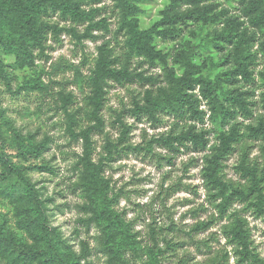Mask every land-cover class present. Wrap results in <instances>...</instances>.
<instances>
[{"label":"trees","instance_id":"obj_1","mask_svg":"<svg viewBox=\"0 0 264 264\" xmlns=\"http://www.w3.org/2000/svg\"><path fill=\"white\" fill-rule=\"evenodd\" d=\"M110 1L111 7L103 5L105 0H0V76L9 89L4 57L14 58L15 67L27 71L36 68L38 60H51L47 51L53 45L49 42L61 45L63 34L79 45L102 41L94 59L84 53L76 65L61 58L51 64L50 71L26 77L22 86L51 97L53 108L49 110L60 118L57 126L69 145L81 147V153H74L70 178L82 198L78 223L88 230L96 228V250L106 256V264H132L131 260L161 264L160 257L176 245L170 242L167 250L161 249L153 225L150 234L154 244L140 240L135 222L127 219V211L119 209L125 194L116 190L107 172L130 152L152 153L155 145L172 154L191 150L202 156V187L208 203L219 214L197 223L192 231L205 232L224 220L221 233L234 247L237 264H264L253 246L249 223L241 215V211L250 210L257 217L264 215V162L251 157L258 145L264 161V115L255 116L256 91L264 89V67L258 70V60L264 64V0H228L237 3L234 12L223 8L219 0H171L161 18L147 29L141 26L144 0ZM110 10L111 15H107ZM206 29L210 33L205 34ZM159 41L176 44L172 51H164ZM202 48H214L222 54L217 62L209 61L210 69L198 60ZM222 67L226 71L212 78L210 70ZM156 68L161 69V75L148 74ZM59 71L71 72L73 77L61 82L56 79ZM43 75L49 83L43 81ZM113 84L141 87L133 93L129 107L114 112L113 123L120 128L116 140L105 133L103 114ZM55 86L59 87L56 92ZM69 86L77 88L79 95L68 90ZM204 103L208 110L202 109ZM258 104L264 110V92ZM126 115L138 124L146 122L152 128L166 125L169 130L150 141L143 131V143L134 146L130 140L134 127L125 121ZM239 117L253 121L244 124ZM207 120L217 127L213 144L214 130L203 127ZM8 123L0 108V196L12 206L16 219L15 230L1 215L0 264H92L90 243L82 240L80 253L72 251L60 229L51 223L47 200L25 174L38 168L36 162L52 137L46 135L40 144L32 135L5 129ZM5 132L11 134V141ZM96 135L104 139L99 153ZM237 150L240 163L236 171L244 184L224 176L223 161ZM169 162L172 164L173 158ZM41 164L44 168L45 163ZM238 202L242 210L231 213ZM229 260L225 251L207 264Z\"/></svg>","mask_w":264,"mask_h":264},{"label":"rangeland","instance_id":"obj_2","mask_svg":"<svg viewBox=\"0 0 264 264\" xmlns=\"http://www.w3.org/2000/svg\"><path fill=\"white\" fill-rule=\"evenodd\" d=\"M170 1L144 0L141 4L143 9L142 28L147 29L158 21L161 18V11L169 5ZM218 2L223 8H229L233 12L237 9L236 2L228 0H219ZM103 5L112 6L110 0H105ZM111 12V10L108 11L107 15H111ZM206 33H210L209 30L206 29ZM62 42L57 46L50 41L53 49L50 48L47 55L51 60L48 63L38 60L36 68L33 70H19L15 67L14 58H3L11 80V87L9 89L5 80L0 76V108L5 111L9 121L5 129H15L24 136L32 135L40 144L45 141L46 135L52 137L43 156L36 162L38 168L27 170L25 174L40 190L42 197L47 200L51 223L60 229L64 238L68 240L72 251L79 254L80 243L82 240H86L92 249L93 254L90 258L92 264H106V256L96 250V228L93 226L88 230L78 223L80 216L78 205L82 198L72 187L70 178H72L71 167L75 161L74 153H81V147L77 144L69 145L63 130L57 126L60 118L54 117L56 113L49 110V108H53L51 97H44L37 91H26L22 87L26 77H34L41 70L50 71L51 64L61 58L76 65L82 61L84 53L89 55L90 60L94 59L97 55V46L102 43V41L88 40L84 45H79L68 34L62 35ZM158 44L164 51H172L176 43L159 41ZM221 56L222 54L214 48H202V55L198 60L205 62L209 68V61L217 62ZM258 63V70H262L264 67L262 60L259 59ZM226 69V67H222L219 70H210L211 77L214 78L217 73L226 71ZM160 70V68H156L148 74L161 75ZM72 77L71 72L59 71L56 79L64 82ZM42 79L49 83V78L46 75H43ZM241 83L245 84L242 81ZM247 87L249 89V86ZM58 89V86L54 87L55 92ZM68 90H75L79 95L77 88L73 86H69ZM140 90L141 87L138 84L126 87L113 84L108 89L109 93L103 114L106 119L105 133H109L113 140L120 136L119 125L113 123L115 122L114 112L122 111L125 106L129 107L133 93ZM262 92L264 89H260V87L256 91V117L264 115V110L258 104ZM202 109L208 110L206 103ZM238 120L244 124L253 121V119L244 120L242 117H239ZM125 121L134 127L130 135L131 144L134 146L143 143V131L147 133V140L150 141L152 136L169 130L166 125L152 128L146 122L138 124L130 115L125 116ZM189 123L194 124L193 122ZM198 126L202 127V125ZM203 127L207 130H214L211 138L212 144L215 143L214 134L217 133V127L208 120ZM4 135L7 140H12L10 133L5 132ZM95 142L99 153L104 145V139L100 135H96ZM257 146H255L251 157L263 164L264 161ZM127 155L122 161L111 165V170L107 172V175L112 178L116 190H123L125 195L120 200L119 209L127 211V219L135 222V230L141 233L140 240L144 244H154L150 234V227L153 225L156 228L155 233L161 249L167 250L166 247L170 242L173 246L176 245L173 249L165 251V254L160 257L161 264H207L211 258L216 255L221 257L225 251L230 256V260L226 264H237V257L233 253L234 247L228 245L226 236L221 233V226L226 223L224 220L213 223L210 229L205 232L192 231V227L197 223L208 221L211 215L219 216L218 211L208 203L205 189L202 187L201 166L203 161L200 154L184 149H181L178 154H172L155 145L152 153L130 152ZM171 158H173L172 164L169 162ZM41 162L45 163L44 168H42ZM239 163V150L228 155L223 161L224 176L226 180L244 184L245 181L236 171ZM242 208L243 206L238 202L233 205L231 213L236 210L241 211ZM1 215L7 219V226L16 230V219L12 206L0 196V223L3 221ZM241 215L249 223L254 248L264 258V215L257 217L251 210L246 213L241 211ZM18 233L25 236L20 231ZM130 262L143 264L142 261L131 260Z\"/></svg>","mask_w":264,"mask_h":264}]
</instances>
